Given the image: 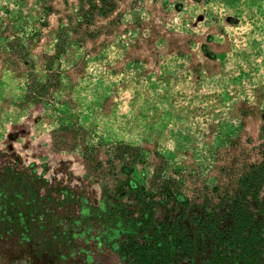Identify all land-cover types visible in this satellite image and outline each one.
<instances>
[{
	"label": "rangeland",
	"instance_id": "obj_1",
	"mask_svg": "<svg viewBox=\"0 0 264 264\" xmlns=\"http://www.w3.org/2000/svg\"><path fill=\"white\" fill-rule=\"evenodd\" d=\"M113 1L0 0V264H130L127 186L216 203L260 160L264 0Z\"/></svg>",
	"mask_w": 264,
	"mask_h": 264
},
{
	"label": "trees",
	"instance_id": "obj_2",
	"mask_svg": "<svg viewBox=\"0 0 264 264\" xmlns=\"http://www.w3.org/2000/svg\"><path fill=\"white\" fill-rule=\"evenodd\" d=\"M78 2L82 22L92 21L96 14L107 16L115 9L113 0ZM68 44L67 31L61 28L50 62L64 54ZM58 83L49 79L40 84L32 78L29 94L38 100ZM260 138V160L247 167L236 180L233 192L222 195L220 202L215 203L209 195L201 200L185 199L179 183L164 180L161 167L156 168L151 188L136 186L132 190L127 186L128 192L123 190V195H132L134 208L123 212L138 218H134L136 223L128 230L122 248L115 250L125 254L130 264H264L263 133ZM124 149L133 150L130 146ZM164 209L170 215L177 211L179 216L170 221L163 219L160 214ZM186 217L190 224L183 220Z\"/></svg>",
	"mask_w": 264,
	"mask_h": 264
}]
</instances>
